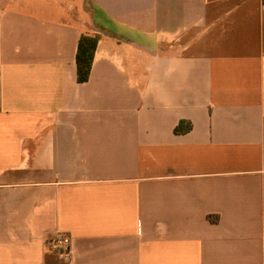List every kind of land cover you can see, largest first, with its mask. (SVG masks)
<instances>
[{"label": "crops", "instance_id": "crops-1", "mask_svg": "<svg viewBox=\"0 0 264 264\" xmlns=\"http://www.w3.org/2000/svg\"><path fill=\"white\" fill-rule=\"evenodd\" d=\"M0 264H264V0H0Z\"/></svg>", "mask_w": 264, "mask_h": 264}, {"label": "trees", "instance_id": "trees-1", "mask_svg": "<svg viewBox=\"0 0 264 264\" xmlns=\"http://www.w3.org/2000/svg\"><path fill=\"white\" fill-rule=\"evenodd\" d=\"M99 42L97 34H82L78 41L77 48V78L79 82L88 81L92 69L94 52ZM192 128L190 122L181 120L176 126L175 131L180 133L188 132Z\"/></svg>", "mask_w": 264, "mask_h": 264}, {"label": "built area", "instance_id": "built-area-1", "mask_svg": "<svg viewBox=\"0 0 264 264\" xmlns=\"http://www.w3.org/2000/svg\"><path fill=\"white\" fill-rule=\"evenodd\" d=\"M48 247L59 254L71 256L72 238L70 235L62 234L54 239L47 240Z\"/></svg>", "mask_w": 264, "mask_h": 264}]
</instances>
